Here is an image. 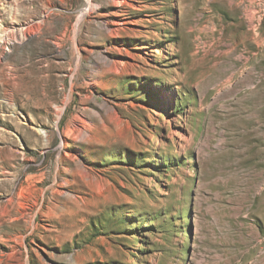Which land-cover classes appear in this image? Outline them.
<instances>
[{
  "label": "rangeland",
  "instance_id": "obj_1",
  "mask_svg": "<svg viewBox=\"0 0 264 264\" xmlns=\"http://www.w3.org/2000/svg\"><path fill=\"white\" fill-rule=\"evenodd\" d=\"M0 33V264H264V0H0Z\"/></svg>",
  "mask_w": 264,
  "mask_h": 264
},
{
  "label": "bare ground",
  "instance_id": "obj_2",
  "mask_svg": "<svg viewBox=\"0 0 264 264\" xmlns=\"http://www.w3.org/2000/svg\"><path fill=\"white\" fill-rule=\"evenodd\" d=\"M134 8H136V7H134ZM4 33H0V41L4 38ZM13 96V95H12ZM45 136V135H44ZM47 137V136H46ZM67 138H70L69 136H66ZM60 147H61V149H63L64 147H66V145L65 144H61L60 145ZM63 158V157H67V153H65V154H63L62 152H58V161L60 160V158ZM57 159V158H56ZM63 183L66 185V184H68L69 182H68V180L64 177L63 179Z\"/></svg>",
  "mask_w": 264,
  "mask_h": 264
}]
</instances>
